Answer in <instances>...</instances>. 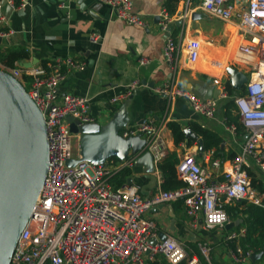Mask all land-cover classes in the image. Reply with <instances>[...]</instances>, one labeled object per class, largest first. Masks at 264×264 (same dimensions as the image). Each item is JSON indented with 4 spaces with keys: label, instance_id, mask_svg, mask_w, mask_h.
I'll list each match as a JSON object with an SVG mask.
<instances>
[{
    "label": "built area",
    "instance_id": "1",
    "mask_svg": "<svg viewBox=\"0 0 264 264\" xmlns=\"http://www.w3.org/2000/svg\"><path fill=\"white\" fill-rule=\"evenodd\" d=\"M112 8L118 20L130 26L146 27L133 0H98ZM13 9L23 8L27 0H6ZM59 8H66L64 2ZM200 8L208 15L234 26L239 38L237 60L249 67L248 83L243 95L235 98L240 121L246 133L242 150L232 161L222 162L209 150L200 162L193 153H186L176 165L178 179L183 186L169 191L161 190L147 198L142 196L137 184L125 183L115 187L118 172L131 169L134 159L124 161L108 159L105 164L94 166L79 162L68 166L70 159H80V137L71 132L69 117L81 123L96 122L91 115L90 99L75 95L59 98L58 85L71 71L83 70L85 63L67 58H56L38 68L22 64L5 69L18 79L43 113L49 143V168L44 186L12 257V264H146L163 257L168 264H200L197 256L190 254L179 241L168 238L150 245L158 237L157 225L146 214L161 203L182 202L192 226L205 229L225 228L232 221L226 206L248 201L264 207V195L252 185L253 164L264 174V0H201ZM187 17V15H186ZM7 21L4 2L0 0V39L10 36L3 25ZM171 16L163 11L160 28L168 31ZM100 36L91 35L97 42ZM190 65H195L201 54V42L190 40L186 45ZM177 45L169 39L164 47V59L173 66ZM148 63L147 59L140 62ZM219 87L217 99H202L187 88L164 84L156 91L169 100L186 99L192 109L206 118L213 119L219 102L228 97L226 86L215 80ZM141 86L134 80L122 96L130 98ZM230 129L236 132L237 127ZM143 134L150 142L154 163L160 164L162 145L157 128L151 123L127 127L121 131L124 138ZM206 165L210 166L209 169ZM255 176V175H254ZM236 235L229 237L234 240ZM202 254L208 258L211 249L200 244ZM253 252L238 246L233 257L238 262L251 260Z\"/></svg>",
    "mask_w": 264,
    "mask_h": 264
},
{
    "label": "crops",
    "instance_id": "2",
    "mask_svg": "<svg viewBox=\"0 0 264 264\" xmlns=\"http://www.w3.org/2000/svg\"><path fill=\"white\" fill-rule=\"evenodd\" d=\"M168 1L133 0L135 10L140 13L146 27L130 26L118 20L114 17L112 8L98 0H85L87 8L84 11L80 10L75 0L65 1L66 8H59L62 2L57 0H27L25 7L17 9L8 5L12 10L7 12L5 6L7 21L3 28L6 32L9 31L10 36L1 39L0 52L25 50L28 58L16 62L15 67L32 64L30 68H38L56 58H71L85 63L83 70H73L60 81L59 98L71 94L90 99L91 115L101 124L108 122L126 100H131L128 107L131 114L129 127H135L142 122L152 123L157 128L158 139L162 143L160 147L162 160L173 153L177 154L178 160L186 153H193L200 162H203V156L206 154L203 152V155L199 156L198 140L190 148L186 143L175 145L168 124L176 122L181 125L183 131L191 129L199 139L201 137L193 129L194 125L219 135L223 139L219 159L222 162L232 161L240 154L246 139L245 130H239L238 127V123H242L234 103L235 98L243 94L233 96L228 94L226 99L221 100L224 101L222 109L219 106L215 117L209 119L196 113L186 99L175 97L169 100L156 89L171 83L187 88L199 98L205 99L209 89L219 90L215 80H220L226 86L228 67H234L248 75L250 70L248 66L231 60L240 36L232 24L206 14L200 8L201 0H182L172 4L171 8H175L176 11L173 15L168 13L171 22L168 31L163 32L158 17L163 11H167ZM179 12L182 14L181 17L178 16ZM194 13L200 14L201 18L193 20ZM92 34L100 36L95 43L91 41ZM169 39H173L177 45L173 66L169 65L163 56L164 47ZM192 39L201 42L200 58L193 66L189 64L186 52V45ZM143 59H147L148 63L142 65L140 62ZM0 68L8 69L1 62ZM209 68L222 69L223 72L214 75L207 70ZM134 80H139L141 86L133 91L131 97L121 98L113 103L112 100L122 96L126 87ZM231 126L237 127L236 132L230 129ZM154 164L156 166L154 176L158 182L150 196L161 191L163 184L159 163ZM206 166L211 169L210 166ZM130 170L129 178H134V184L141 188L148 182L146 175L141 174L140 168L133 166ZM253 174L259 179L254 164ZM136 176H141V179H136ZM113 183L115 185L114 181ZM256 192L259 193L257 190ZM237 203L227 206L234 207ZM145 217L156 223L158 236L164 234L180 243L192 239L193 243L201 244L200 241L204 240L201 237L199 239L200 232L219 230L220 233L223 229L227 230L226 227L205 229L201 225L194 228L182 202L161 203L152 208ZM245 218L243 215L236 218L230 216L232 222L239 223L232 230H227L232 231L230 236L236 235L234 240H229L230 236L221 238L219 233L214 238L205 240L213 255L212 260H208L209 264H264V256L255 263L251 260L238 262L233 257V252L238 246L245 251L251 250L253 255L257 254L244 244ZM145 261L146 264L167 263L160 256L153 261L148 258Z\"/></svg>",
    "mask_w": 264,
    "mask_h": 264
},
{
    "label": "water",
    "instance_id": "3",
    "mask_svg": "<svg viewBox=\"0 0 264 264\" xmlns=\"http://www.w3.org/2000/svg\"><path fill=\"white\" fill-rule=\"evenodd\" d=\"M75 1L81 11L87 8L85 0ZM4 5L7 12L12 10L6 0ZM178 16H182L181 12ZM200 18V14H192L193 20ZM158 20L160 21V17ZM1 41L0 39V43ZM24 66L30 68L32 64ZM226 72L233 90L241 92L248 83V75L234 67H228ZM219 93V90L211 88L205 99H217ZM130 103L131 100H126L105 124L81 123L69 117L67 122L71 132L80 137L81 158L70 159L67 165L75 166L86 161L94 166H100L111 158L124 161L131 157L134 159V167L140 168L141 174L146 175L148 182L141 187V193L149 197L158 182L154 176L156 166L154 155L150 151V142L143 134L128 138L121 135V131L131 123V114L128 110ZM184 132L187 140L190 138L198 140L199 156H202L204 152L202 139L189 128ZM48 168L49 143L43 113L21 82L0 68V264H12L18 241L34 212L44 186ZM140 177L136 176V179H141ZM132 183L134 178L128 180V184ZM238 225V222H231L226 228L232 230ZM166 239H168L166 235L160 234L151 239L150 245L154 246L158 241ZM263 256L264 251H261L254 254L251 261L255 263Z\"/></svg>",
    "mask_w": 264,
    "mask_h": 264
},
{
    "label": "trees",
    "instance_id": "4",
    "mask_svg": "<svg viewBox=\"0 0 264 264\" xmlns=\"http://www.w3.org/2000/svg\"><path fill=\"white\" fill-rule=\"evenodd\" d=\"M182 0H169L167 2V11L170 15L175 13V8H171L172 4H177ZM28 58V54L25 50H9L5 53L0 52V62L8 69L15 68V63ZM214 75H220L222 69H207ZM227 92L230 96L235 94H243L244 90L237 92L233 90L229 82L226 83ZM238 118L236 119V121ZM169 129L173 133L174 142L176 146L186 143L187 147H192L197 143V139L187 140L185 132L182 130L181 125L176 122H170L168 124ZM239 130H244L242 124L238 123ZM193 129L201 137L203 141L204 152L214 149L215 157H221V146L223 139L216 133L203 129L200 126L194 125ZM178 157L176 153L170 154L164 158L160 164L159 169L163 176L162 190L169 191L179 188L184 184L178 179L176 173V165L178 163ZM131 170L123 169L114 177L115 187H121L130 179ZM252 177V185L261 195H264V182L256 179L254 174L250 172ZM264 203V199H263ZM228 214L236 218L239 215L246 216L244 219V225L246 226V235L244 237V244L248 249L254 250L255 253L264 251V207L258 206L247 201H241L236 206H226ZM149 264H167L166 262H151Z\"/></svg>",
    "mask_w": 264,
    "mask_h": 264
},
{
    "label": "rangeland",
    "instance_id": "5",
    "mask_svg": "<svg viewBox=\"0 0 264 264\" xmlns=\"http://www.w3.org/2000/svg\"><path fill=\"white\" fill-rule=\"evenodd\" d=\"M198 3H200V2L198 1ZM201 41H202V40H201ZM236 48H237V47H236ZM236 55H237V49H236L235 54L232 55L231 60L234 59L235 61H238ZM231 66H232V65H231ZM2 69L4 70V68H2ZM26 90H27V91L30 90V84H29V81L27 82ZM223 105H224V101H220V102H219L220 109H222ZM98 120H99V119H98ZM254 170H255L257 176L259 177V179H260L261 181L264 182V174L261 173L260 171H258V170L255 168V166H254ZM256 178H257V177H256ZM259 179H258V180H259ZM218 233H219V230L209 231V232H207V233H206V232H205V233L200 232V236H198V237H199V239H200V237H201L204 241H202V240H201V241L199 240V241H200V243H201L202 245H207V246H208V243H206L205 240H206L207 238H214L216 235H218ZM231 233H232V231H227L226 229H223L222 232L219 233V235L221 236V238H224V239H225V238H228V237L231 235ZM191 240H192V239H188V242H186L185 240H184V241H181V242H182V244L185 246V248H187V250H188L192 255H196V256L198 257V259L200 260V263H201V264H209L208 260H210V261L212 260V257H213L212 253L210 252L209 255H208V258H206V257L202 254V252H201L200 244H198V242H197V243H193ZM208 247H209V246H208Z\"/></svg>",
    "mask_w": 264,
    "mask_h": 264
},
{
    "label": "bare ground",
    "instance_id": "6",
    "mask_svg": "<svg viewBox=\"0 0 264 264\" xmlns=\"http://www.w3.org/2000/svg\"><path fill=\"white\" fill-rule=\"evenodd\" d=\"M236 46H237V43H236ZM236 46H235V52H236ZM196 65V64H195Z\"/></svg>",
    "mask_w": 264,
    "mask_h": 264
}]
</instances>
